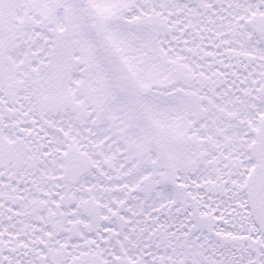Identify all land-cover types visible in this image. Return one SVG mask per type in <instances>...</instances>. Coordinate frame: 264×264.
<instances>
[{"label":"snow or ice","instance_id":"obj_1","mask_svg":"<svg viewBox=\"0 0 264 264\" xmlns=\"http://www.w3.org/2000/svg\"><path fill=\"white\" fill-rule=\"evenodd\" d=\"M0 264H264V0H0Z\"/></svg>","mask_w":264,"mask_h":264}]
</instances>
